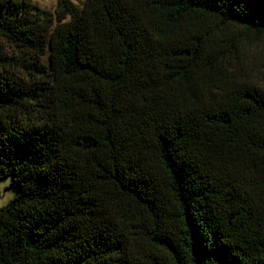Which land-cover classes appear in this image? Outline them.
I'll return each instance as SVG.
<instances>
[{"label": "trees", "instance_id": "1", "mask_svg": "<svg viewBox=\"0 0 264 264\" xmlns=\"http://www.w3.org/2000/svg\"><path fill=\"white\" fill-rule=\"evenodd\" d=\"M228 25L264 34V0H0V264H264V91Z\"/></svg>", "mask_w": 264, "mask_h": 264}, {"label": "rangeland", "instance_id": "2", "mask_svg": "<svg viewBox=\"0 0 264 264\" xmlns=\"http://www.w3.org/2000/svg\"><path fill=\"white\" fill-rule=\"evenodd\" d=\"M31 3L43 11L55 15L59 0H20ZM82 7L86 0H69ZM218 34L233 46V52L228 55L232 66L230 72L238 79L253 84L264 91V34L248 31L242 26L228 25L218 29ZM49 63V55L44 58ZM13 177L0 180V208L8 204L19 194V188H10Z\"/></svg>", "mask_w": 264, "mask_h": 264}]
</instances>
